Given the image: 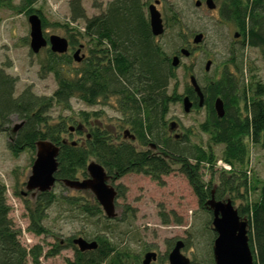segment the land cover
Segmentation results:
<instances>
[{"label":"trees","instance_id":"1","mask_svg":"<svg viewBox=\"0 0 264 264\" xmlns=\"http://www.w3.org/2000/svg\"><path fill=\"white\" fill-rule=\"evenodd\" d=\"M39 1L21 0L20 14L28 17L37 14L43 29L47 26L63 29L69 47L80 46L85 41L89 54L75 63L68 52L56 54L46 48L45 59L39 63V74L42 79L49 75L54 77L57 89L51 96H39L32 87L16 95L19 79L7 73L8 65H0V135L5 134L9 139L12 155L19 157L27 151L36 153L39 141H50L58 146L55 186L64 185V180L87 178V165L91 161L102 165L112 182L135 173L160 183L162 177L171 174L174 165L179 164V171L187 178L202 209L207 210L205 204L212 196L218 201L232 202L240 217L248 221L253 264H264V180L251 179L249 168L251 148L264 149V82L253 77L246 85L244 79H238L231 68L242 73V66L240 68L234 50L230 51L221 77L203 86L206 120L200 130L209 136V148L199 144L189 147L191 131L171 136L179 125L175 122L176 128L172 131L171 123L167 128L166 118L171 106L182 103L184 97L189 96L197 109L199 100L191 85H187L184 95L178 93L176 86L172 88L177 78L173 58L156 43L157 37L151 32L146 4L142 0H112L92 17H88L82 0H70V19L64 24H50L42 10L34 7ZM214 1L221 19L239 30L240 49H257L264 57V0ZM4 2L11 5L13 0H0V7ZM171 14L172 26L180 27L177 12L171 11ZM79 22L83 25H78ZM239 34L236 35L239 37ZM218 98L225 104L226 113L222 119L214 108ZM74 99L89 107L115 99V107L122 116L121 128L128 127L135 139L125 138L124 134L114 136L94 124L92 114L85 111L78 114L80 122L62 117L54 121L51 110L59 106L71 111ZM14 119L21 121L17 131L12 127ZM78 125L83 126L82 130L74 131L79 136H83L88 127L83 143L66 138L73 134L70 127ZM134 142L147 149L139 150ZM212 145L224 146L221 158L231 166L230 171L219 173L218 183L214 182L218 156ZM206 171L211 172L208 181L204 179ZM119 188L118 195L121 194ZM255 192L257 196L253 199ZM13 194L23 203L28 219L26 230L34 236L51 235L44 222L48 210L59 198L89 218L103 214L93 197L90 200L81 196L61 197L53 189L34 197L17 189ZM236 200L241 201L238 206ZM11 212L7 186L0 182V264H41L42 258L58 256L67 249L74 251V258L68 259L67 264H127V253L117 251L115 245L100 235L89 241L97 242V248L85 252L77 249L74 239H67L63 244L57 242L47 252L40 244L27 247L20 240L22 231L16 229ZM208 212L212 224V213Z\"/></svg>","mask_w":264,"mask_h":264},{"label":"rangeland","instance_id":"2","mask_svg":"<svg viewBox=\"0 0 264 264\" xmlns=\"http://www.w3.org/2000/svg\"><path fill=\"white\" fill-rule=\"evenodd\" d=\"M6 1V0H5ZM70 0H40L34 7L42 10L50 24H64L70 19ZM112 0H82L88 17L98 15ZM156 0H142L148 6ZM158 11L161 13L165 32L156 38V43L161 45L169 58L178 56L179 65L176 67V80L172 88L177 87L178 93L184 95L187 85H191L190 77L194 75L198 83L203 87L211 81L221 77L223 64L230 58V51L234 50L242 73L234 68L231 71L244 83L250 84L253 77L264 82V57L260 50L247 47L240 49L242 40L239 30L233 25L224 22L218 8L210 10L202 1L201 7H196L199 0H158ZM21 0H13L11 5L4 2L0 7V65H8L7 73L19 79L16 95H19L26 87H32L39 96H51L57 89V83L52 75L42 79L40 77L39 63L45 59V49L39 54H34L30 48V25L28 16L20 14ZM6 5V6H5ZM218 6V4H217ZM171 11L177 12L180 18V27H173ZM168 20L170 27L168 28ZM82 26L83 23L79 22ZM45 37L57 35L66 38L65 31L61 28L47 26L43 29ZM239 34L236 38L235 35ZM203 34V41L196 45L194 38ZM49 46L47 47V49ZM80 49L78 58L84 59L89 54V46L85 41L80 46L69 47L68 53L74 58V54ZM191 51L188 57L181 54L180 50ZM212 61L210 71H206V64ZM77 62L76 60L74 61ZM244 77V78H243ZM81 111L92 114L91 121L109 130L115 135H123L126 130L121 128L122 116L115 107V99L107 103H99L89 107L81 101L72 100V110L64 111L61 107H54L50 116L54 121L59 117L73 119L80 122L78 114ZM94 114H97L94 115ZM167 128L170 123H178L175 134L185 135L191 131L190 144H199L205 149L209 148V136L200 130V125L206 120V110L194 109L185 113L183 102L171 106L167 118ZM21 121L14 119L12 127L20 125ZM169 129L167 130V132ZM83 136L73 132L66 138L83 143ZM129 138V137H127ZM9 139L5 134L0 135V182L7 186L8 203L12 208L11 218L16 229L22 231L21 242L32 247L40 244L45 252L52 249L57 242L65 243L67 239L83 238L93 240L95 235L105 236L117 251L127 253V264H141L147 249H155L159 252L158 260L153 264H169L167 253L171 251L175 242L183 240L185 247L182 254L193 264H215L213 259V244L216 234L212 229L211 214L202 209L199 200L190 186L187 178L179 171V164H175L171 174L162 177L159 183L151 177L143 174H128L109 184L119 190L116 198L117 216L108 220L104 212L98 218H89L81 215L77 210L67 205L60 199L48 210L45 226L50 230V236H34L26 229L28 226L27 214L23 203L14 196V190L26 192L24 184L31 174L32 165L36 153L30 151L14 157L8 148ZM139 150L140 147L134 142ZM213 151L218 156L215 166L214 182L218 183L219 173L224 170L218 165L222 160L223 145H212ZM223 161V160H222ZM224 162V161H223ZM251 179L264 180V149L259 146L251 148L250 164ZM204 179H211V172H204ZM53 191L61 197H83L91 199L94 196L89 191L70 189L58 183ZM257 192L252 193L255 199ZM236 200V206L240 204ZM167 220L165 223L163 220ZM74 258V251L67 249L55 257L41 259V264H67L68 259ZM108 264V263H107Z\"/></svg>","mask_w":264,"mask_h":264},{"label":"water","instance_id":"3","mask_svg":"<svg viewBox=\"0 0 264 264\" xmlns=\"http://www.w3.org/2000/svg\"><path fill=\"white\" fill-rule=\"evenodd\" d=\"M159 1L156 0L148 6V17L151 32L154 37H160L165 32L164 22L161 13L157 9ZM205 4L208 9L215 10L217 5L214 0H206ZM202 1L196 2V7H201ZM30 25V48L34 54H39L42 49L49 46L51 52L56 54H66L69 50V41L57 35L45 37L42 20L37 14H32L28 17ZM238 37V35H236ZM204 35L198 34L194 38V44L198 45L203 41ZM80 49L74 54L77 62L81 61L78 58ZM181 54L188 57L189 51L181 50ZM180 59L174 56L172 65L177 67ZM212 61L206 64V71H210ZM191 86L195 89L199 98V107H203L205 96L202 88L199 85L197 78L194 75L190 77ZM183 107L185 113H190L193 108L191 99L186 96L183 99ZM214 108L219 119L225 116V104L221 98L216 99ZM21 127L17 125L15 131ZM176 123H171V130H175ZM82 130L83 126L70 127V131ZM125 138L129 137L132 141L135 139L130 131L124 132ZM178 137V136H177ZM75 144V143H73ZM60 148L50 141H39L36 144V158L32 165L31 174L26 182V193H31L34 197L37 193L49 192L56 184L55 174L58 171V156ZM88 177L82 180H64L66 187L74 190L89 191L94 196L95 200L101 206L105 216L108 219H114L116 213V198L118 193L114 186L109 184V177L102 165L95 161H91L87 165ZM205 207L212 213V229L216 233V238L213 245V259L215 264H253V254L249 246L248 236V221L242 219L238 214L237 209L230 200L218 201L212 196ZM73 244L81 252L94 250L97 248V242H89L83 238H76ZM185 244L183 240H178L169 254V264H191V261L182 254V249ZM156 259V253L149 252L145 255L143 264H151Z\"/></svg>","mask_w":264,"mask_h":264},{"label":"flooded vegetation","instance_id":"4","mask_svg":"<svg viewBox=\"0 0 264 264\" xmlns=\"http://www.w3.org/2000/svg\"><path fill=\"white\" fill-rule=\"evenodd\" d=\"M189 51V50H188ZM189 55H191V51H189ZM200 85V84H199ZM201 86V85H200ZM201 88H202V92H203V94L205 95V93H204V89H203V87L201 86ZM194 91H195V89H194ZM195 93H196V91H195ZM196 95H197V93H196ZM189 97V96H188ZM197 97H198V95H197ZM190 98V97H189ZM198 100H199V98H198ZM191 101H192V103H193V108H192V110H194V109H197L196 107H195V103H194V101L191 99ZM198 105H199V102H198ZM202 108H204L205 109V103H204V106L203 107H199V109H202ZM191 110V111H192ZM116 189V188H115ZM117 191V190H116ZM215 233V232H214ZM216 234V233H215ZM177 242V241H176ZM176 242H175V244H176ZM185 243V242H184ZM175 244H174V246H175ZM174 246L172 247V249H171V251L173 250V248H174ZM185 247V246H184ZM184 249V248H183ZM182 249V250H183ZM171 251H169V253H167V259H168V262H169V254L171 253ZM149 252H153V253H156V259L155 260H153L152 262H151V264H153V263H155L157 260H158V257H159V252H157L155 249H147L146 251H145V253H144V257H143V259H142V261H141V264H143V261H144V258H145V255L147 254V253H149ZM191 264H193V263H191Z\"/></svg>","mask_w":264,"mask_h":264},{"label":"built area","instance_id":"5","mask_svg":"<svg viewBox=\"0 0 264 264\" xmlns=\"http://www.w3.org/2000/svg\"><path fill=\"white\" fill-rule=\"evenodd\" d=\"M218 165L220 167H222L225 171H230L231 170V166L224 163L222 160L218 162Z\"/></svg>","mask_w":264,"mask_h":264}]
</instances>
